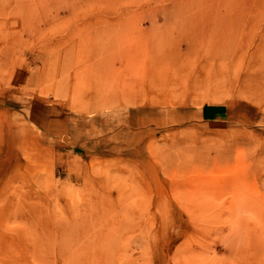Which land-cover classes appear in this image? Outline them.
<instances>
[{"label":"rangeland","instance_id":"rangeland-1","mask_svg":"<svg viewBox=\"0 0 264 264\" xmlns=\"http://www.w3.org/2000/svg\"><path fill=\"white\" fill-rule=\"evenodd\" d=\"M0 264H264V0H0Z\"/></svg>","mask_w":264,"mask_h":264},{"label":"bare ground","instance_id":"bare-ground-1","mask_svg":"<svg viewBox=\"0 0 264 264\" xmlns=\"http://www.w3.org/2000/svg\"><path fill=\"white\" fill-rule=\"evenodd\" d=\"M44 1V0H43ZM78 1V0H77ZM98 1V0H97ZM77 3V2H76ZM103 3V2H102ZM175 3V2H174ZM173 3V4H174ZM177 3V2H176ZM7 4V3H6ZM178 4V3H177ZM176 4V5H177ZM181 4H183V2L181 3ZM180 4V5H181ZM71 5V4H70ZM179 5V4H178ZM72 7H73V9H76L78 6H76L75 5V3L73 2V4H72ZM181 7V6H180ZM69 8V7H68ZM176 8V7H175ZM138 9H139V7H138ZM137 10V9H136ZM113 12V11H112ZM117 12V11H116ZM122 12V11H121ZM76 12H74V14H75ZM108 13V12H107ZM142 13V12H141ZM105 14V13H104ZM123 14V13H122ZM137 14H139V13H137ZM137 14L135 15V16H137ZM93 15V14H92ZM114 15V14H113ZM142 15V14H141ZM140 15V16H141ZM71 16V15H70ZM85 16H86V14H85ZM85 16H84V18H85ZM110 16H111V14H110ZM80 17V16H79ZM83 17V16H82ZM97 17H99V16H97ZM101 17V16H100ZM87 18V17H86ZM89 18V17H88ZM135 18V17H134ZM80 19H81V17H80ZM93 19V18H92ZM126 19H127V17H126ZM83 20V19H82ZM80 21V20H79ZM90 21V20H89ZM107 21V20H106ZM125 22H127L126 20H124ZM123 23L124 24V26H127L126 25V23ZM116 23H118V21L116 22ZM116 23L114 24L113 23V25H116ZM55 24V23H54ZM108 24H110V23H108ZM48 25V24H47ZM112 26V25H111ZM110 26V27H111ZM123 26V27H124ZM177 26V25H176ZM82 27H84L83 25H82ZM117 26H114V28H116ZM119 27H120V25H119ZM95 28V27H94ZM113 28V27H112ZM121 28V27H120ZM109 29V28H108ZM87 31V30H86ZM82 33V29H78L76 32H74V33H72L71 35H70V38H73V39H75V38H77V37H79L80 35H82L81 34ZM95 33V32H94ZM96 34V33H95ZM31 37V36H30ZM85 37V36H84ZM94 37V36H93ZM42 38H43V36H42ZM94 39H96V38H93V41H94ZM62 41H63V39H61ZM86 40V39H85ZM76 41H77V39H76ZM80 42H81V40H80ZM95 42V41H94ZM135 42V41H134ZM42 43V42H41ZM81 44H82V42H81ZM87 44V43H86ZM77 46V45H76ZM64 50V49H63ZM63 50H62V52H63ZM72 50V49H71ZM74 50H77L78 51V48H76V49H74ZM65 51V50H64ZM42 52V51H41ZM60 52V51H59ZM67 53V52H66ZM69 53V52H68ZM73 53V52H72ZM37 54H38V52H37ZM39 54H40V52H39ZM64 54V53H63ZM41 55V54H40ZM44 55V54H43ZM65 55V54H64ZM42 56V55H41ZM66 56H67V54H66ZM33 57H34V55H33ZM40 58V57H39ZM61 58H63V57H61ZM58 59V58H57ZM62 60V59H61ZM37 61V60H36ZM35 61V62H36ZM41 61V60H40ZM62 70H64V69H62Z\"/></svg>","mask_w":264,"mask_h":264}]
</instances>
